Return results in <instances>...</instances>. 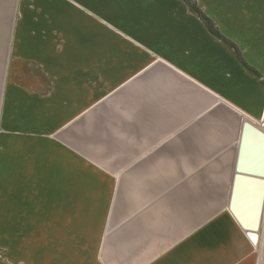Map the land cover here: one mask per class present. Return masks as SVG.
Wrapping results in <instances>:
<instances>
[{
	"label": "crops",
	"instance_id": "0c3cea01",
	"mask_svg": "<svg viewBox=\"0 0 264 264\" xmlns=\"http://www.w3.org/2000/svg\"><path fill=\"white\" fill-rule=\"evenodd\" d=\"M32 1L1 75L0 264H264V211H234L264 192V0H192L233 48L182 0Z\"/></svg>",
	"mask_w": 264,
	"mask_h": 264
},
{
	"label": "rangeland",
	"instance_id": "374dc122",
	"mask_svg": "<svg viewBox=\"0 0 264 264\" xmlns=\"http://www.w3.org/2000/svg\"><path fill=\"white\" fill-rule=\"evenodd\" d=\"M23 1H26V0H0V91H1V83H2L1 75H2V72L7 68V63H6L5 58H6V51H7V47H8L10 28H11V25H12L14 19H15V16L17 15V10H19V7L22 5ZM27 1H28L27 5L32 4V2H33L32 0H27ZM23 6H24V3H23ZM211 35L214 36L213 34H211ZM221 36L223 38H225L223 35H221ZM214 37L217 38L216 36H214ZM98 99L99 98H97V100ZM102 99L103 98L99 99L97 102L101 101ZM7 120H8V106H0V126H1V123H5ZM4 129H5V127H3V128L0 127V131H2V133H3V131H5ZM261 170H262V168L257 167V173H255L256 174L255 176L257 179L261 178V180H262L263 174L258 173ZM246 178H248V177L241 175L240 176L241 182ZM234 193H235V197H236L235 202L240 204V206L242 207V209L239 211L240 212L239 214L243 213L245 216H247L248 215L247 211L252 209L255 206L254 205L255 204V202H254L255 192L251 191V192L247 193L246 191L239 189V190H235ZM74 211H75V208H74ZM263 211H264V199H263V204L261 206L260 216L258 218L255 217V220L252 221V222L256 223V226L254 228L255 232L259 231V229H260ZM242 224H244V223L242 222ZM246 225L249 226V224H246Z\"/></svg>",
	"mask_w": 264,
	"mask_h": 264
},
{
	"label": "water",
	"instance_id": "95a60500",
	"mask_svg": "<svg viewBox=\"0 0 264 264\" xmlns=\"http://www.w3.org/2000/svg\"><path fill=\"white\" fill-rule=\"evenodd\" d=\"M244 128H245L244 136L248 138V141H249L248 143L252 145V148L257 146V147H261L264 151V131H262L261 129L257 127H252L249 125L248 126L245 125ZM263 160L264 159H261V161ZM262 177L264 178V174L262 175ZM260 181L262 184H264V179ZM263 193L264 192L262 190H257V192H255V199H254L255 206L252 209L247 211V214H248L247 216H245L243 213L239 214L240 212L237 211V203L234 204V211H236V215L238 218L241 219V222H245L244 219L247 218L248 224L255 228L256 223L252 221L255 220V217L258 218L261 214V206L263 204ZM243 215L245 217H243Z\"/></svg>",
	"mask_w": 264,
	"mask_h": 264
},
{
	"label": "trees",
	"instance_id": "16d2710c",
	"mask_svg": "<svg viewBox=\"0 0 264 264\" xmlns=\"http://www.w3.org/2000/svg\"><path fill=\"white\" fill-rule=\"evenodd\" d=\"M186 4L187 8L195 15L198 16V18L204 22L205 26L207 27L208 31L216 36L218 39H220L223 43H225L227 46L233 48V45L223 38L217 30H215L213 24L210 22V20L199 10V8L196 6V4L192 0H183ZM249 71L252 72L251 69Z\"/></svg>",
	"mask_w": 264,
	"mask_h": 264
},
{
	"label": "snow or ice",
	"instance_id": "6c2138e0",
	"mask_svg": "<svg viewBox=\"0 0 264 264\" xmlns=\"http://www.w3.org/2000/svg\"><path fill=\"white\" fill-rule=\"evenodd\" d=\"M251 239H252L253 241H255V240L257 239V237L252 236Z\"/></svg>",
	"mask_w": 264,
	"mask_h": 264
}]
</instances>
